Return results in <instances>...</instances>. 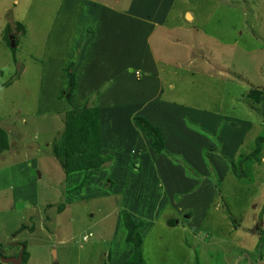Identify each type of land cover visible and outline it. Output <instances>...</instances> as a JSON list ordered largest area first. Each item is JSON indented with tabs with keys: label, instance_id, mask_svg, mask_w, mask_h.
I'll use <instances>...</instances> for the list:
<instances>
[{
	"label": "rangeland",
	"instance_id": "rangeland-1",
	"mask_svg": "<svg viewBox=\"0 0 264 264\" xmlns=\"http://www.w3.org/2000/svg\"><path fill=\"white\" fill-rule=\"evenodd\" d=\"M263 89L264 0H0V259L24 250L2 263L264 264ZM138 105L162 139L183 121L190 161L142 130L138 153ZM81 108L106 109L105 165L57 154ZM156 154L200 185L165 191Z\"/></svg>",
	"mask_w": 264,
	"mask_h": 264
},
{
	"label": "trees",
	"instance_id": "trees-1",
	"mask_svg": "<svg viewBox=\"0 0 264 264\" xmlns=\"http://www.w3.org/2000/svg\"><path fill=\"white\" fill-rule=\"evenodd\" d=\"M73 75L68 74L67 86L72 88ZM264 91V89H263ZM63 134L60 144H58L57 154L63 163L68 165L74 162L81 167L102 164L103 158L98 153V109L81 108L76 110H66L63 125ZM136 126L142 130L146 136H150L156 142L157 151L162 148L163 139L157 127L151 126L143 118L136 120ZM258 145V144H257ZM7 147V134L0 128V150ZM257 146L249 153L254 154ZM77 161V162H76ZM66 165V167L68 166ZM76 168H80L77 166ZM66 169V168H65ZM124 226L128 230V235L134 238L139 244V238L134 234L135 226L124 216ZM136 245V246H137ZM24 253L22 251L21 255ZM137 256V249L134 250L132 259ZM23 257V256H22ZM21 257V261H23ZM138 259L136 258V261ZM129 263V261H126ZM138 263V262H137ZM0 264H3L0 262ZM126 264V263H124Z\"/></svg>",
	"mask_w": 264,
	"mask_h": 264
},
{
	"label": "crops",
	"instance_id": "crops-1",
	"mask_svg": "<svg viewBox=\"0 0 264 264\" xmlns=\"http://www.w3.org/2000/svg\"><path fill=\"white\" fill-rule=\"evenodd\" d=\"M139 75H140V73H139ZM138 76H135V77H138ZM152 95H154V93H152ZM149 97H150L149 101H151L152 107L157 106L159 101L156 100L155 98H151L150 95H149ZM140 106L138 105L135 108H133V106H132L129 109V110H131V112L126 114L124 123L126 124V127H128L130 130H132L133 137L136 139V140L132 139V142L136 141V145L141 147L142 151H138V153H141L143 155V157H144L145 155L148 154L149 148L147 147V149H146L143 134L136 127V125H134V123L132 122V117L134 116V114H136L137 112H139L141 110L143 111V108L140 107ZM105 110L106 109L98 108V142L103 141V137L106 136V135L103 134V129H106L105 126L107 125V121H108L106 119V117H107L106 113L107 112H105ZM154 111H160V110H158V109L154 110L153 109V112ZM151 114H152V110H151ZM151 114L148 113L147 115H151ZM147 118H148V116H147ZM109 125H110V123L108 124V131L110 132V134H114L115 137L117 138L119 135L117 133V128L116 127H119V124L114 122V126L113 127H109ZM170 125L172 126V128H170V130L168 131V133L166 135L163 134V139H164L165 146H166V144H168V148L170 147L171 151L175 150L176 152H179L183 157H185L187 160L190 161L189 156L185 155L186 151H183V149L176 147L177 146V141H179L178 139H180V134H179V132H177V130H178L177 127L183 128L184 127L183 121L182 120L180 121L179 119H175V121L173 123H171ZM112 129H114V130H112ZM124 140H125V138L122 139V143H123ZM192 142H193V140H192ZM195 143L198 145L199 141L198 142L196 141ZM131 147H133V143L131 144ZM108 148H109V151H111V152H113L116 149V147H113V146H109ZM195 148H197V149H195ZM195 148H193V149H194L195 152H197L196 155H198L199 151H197V150H199V147L196 146ZM104 150L105 149H104L103 146H101L100 149H99L100 156H102V157L104 155ZM107 151H108V149H107ZM136 155H138V154H136ZM113 156L115 158H118L119 155H117L115 153ZM153 156H155V155H153ZM143 157H141V159ZM193 161H194V159H193ZM150 162H152V165L156 168V170H158L156 172H158L160 174V176H166L167 175L168 178L171 177L170 181L171 180L174 181L173 182V186H172L173 189H168L169 186H170V181H167L166 183L159 182L160 186L161 185H165V188H164L165 191H171V192L178 191L179 190V188H177L178 186L184 187L182 185L183 182H187V185H186L187 188H189L190 186L191 187L192 186L196 187V186L200 185V184L196 185L195 180L193 178L188 177V179H191V180H188L187 178L181 176V174L178 173L179 172V167H178L179 165L170 164L167 159L163 158V156L159 157V154L157 155V157H151L150 158ZM150 162L148 164H150ZM146 163H147V161L144 164H146ZM144 164H142V165L144 166ZM102 165H105V162H103ZM201 171H203V169H201ZM178 175H180V177L183 178V179H180V177H178ZM182 180H183V182H182ZM194 192L196 193L195 196H199L201 194L200 191H199V188L194 190ZM182 204H184V202H182L181 204L179 202L175 206H177L180 209ZM175 225H178V221H175ZM194 232H197V231L194 229Z\"/></svg>",
	"mask_w": 264,
	"mask_h": 264
},
{
	"label": "water",
	"instance_id": "water-1",
	"mask_svg": "<svg viewBox=\"0 0 264 264\" xmlns=\"http://www.w3.org/2000/svg\"><path fill=\"white\" fill-rule=\"evenodd\" d=\"M11 38V46L13 45V40H12V37ZM20 255H21V250H19L18 254H17V257L16 258H13V257H6V258H1L0 261L1 262H11V263H17L20 261Z\"/></svg>",
	"mask_w": 264,
	"mask_h": 264
},
{
	"label": "built area",
	"instance_id": "built-area-1",
	"mask_svg": "<svg viewBox=\"0 0 264 264\" xmlns=\"http://www.w3.org/2000/svg\"><path fill=\"white\" fill-rule=\"evenodd\" d=\"M133 73H134L135 76L139 75L138 71H134Z\"/></svg>",
	"mask_w": 264,
	"mask_h": 264
},
{
	"label": "bare ground",
	"instance_id": "bare-ground-1",
	"mask_svg": "<svg viewBox=\"0 0 264 264\" xmlns=\"http://www.w3.org/2000/svg\"><path fill=\"white\" fill-rule=\"evenodd\" d=\"M187 17L190 19V17H191V16H190V14H188V16H187Z\"/></svg>",
	"mask_w": 264,
	"mask_h": 264
},
{
	"label": "clouds",
	"instance_id": "clouds-1",
	"mask_svg": "<svg viewBox=\"0 0 264 264\" xmlns=\"http://www.w3.org/2000/svg\"><path fill=\"white\" fill-rule=\"evenodd\" d=\"M13 37V35H11ZM13 40V39H12Z\"/></svg>",
	"mask_w": 264,
	"mask_h": 264
}]
</instances>
